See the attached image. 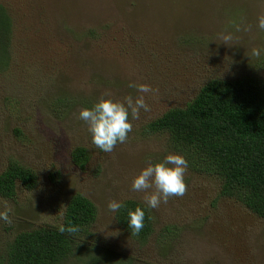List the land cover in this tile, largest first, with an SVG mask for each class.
<instances>
[{"label":"rangeland","instance_id":"374dc122","mask_svg":"<svg viewBox=\"0 0 264 264\" xmlns=\"http://www.w3.org/2000/svg\"><path fill=\"white\" fill-rule=\"evenodd\" d=\"M0 3L12 19L10 63L0 71V172L15 159L37 181L29 190L17 183L13 198L0 195V251L19 232L61 224L79 192L97 216L56 264H264V220L218 196L213 178L189 172L166 132L146 129L209 80L264 82V0ZM103 104L125 119L107 146L93 135ZM78 145L89 155L83 167L70 156ZM126 199L153 215L146 243L115 221ZM166 225L175 239L163 253L157 240ZM220 235L210 246L207 238Z\"/></svg>","mask_w":264,"mask_h":264},{"label":"trees","instance_id":"16d2710c","mask_svg":"<svg viewBox=\"0 0 264 264\" xmlns=\"http://www.w3.org/2000/svg\"><path fill=\"white\" fill-rule=\"evenodd\" d=\"M11 40L12 19L0 3V71L9 67L6 50ZM124 122L123 116L111 107L96 106V143H113L124 132ZM146 129L166 132L172 146L183 155L189 172L213 178L218 196L233 198L264 220V82L245 77L209 80L185 106L169 108L150 121ZM70 156L79 167L89 160L81 145L74 147ZM36 182L32 169L10 159L0 172V195L13 198L17 183L29 190ZM186 194L184 190L177 197ZM96 216L95 204L83 194L73 193L66 202L61 224L19 232L0 251V264L59 263L74 253L75 239L80 234H90L88 228ZM114 217L124 231L142 243L154 231L150 209L137 200L121 201ZM175 228L166 225L159 234L157 243L163 253L175 239ZM220 238L221 235L207 240L210 246L218 247ZM101 249L104 255L113 257L112 249Z\"/></svg>","mask_w":264,"mask_h":264}]
</instances>
